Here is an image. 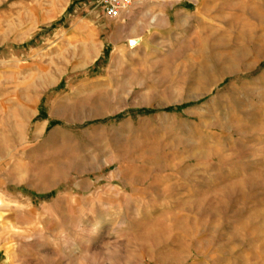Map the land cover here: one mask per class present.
<instances>
[{
    "label": "rangeland",
    "instance_id": "rangeland-1",
    "mask_svg": "<svg viewBox=\"0 0 264 264\" xmlns=\"http://www.w3.org/2000/svg\"><path fill=\"white\" fill-rule=\"evenodd\" d=\"M0 264H264V0H0Z\"/></svg>",
    "mask_w": 264,
    "mask_h": 264
},
{
    "label": "built area",
    "instance_id": "built-area-1",
    "mask_svg": "<svg viewBox=\"0 0 264 264\" xmlns=\"http://www.w3.org/2000/svg\"><path fill=\"white\" fill-rule=\"evenodd\" d=\"M142 0H100L103 13L109 18H118L121 12L133 2Z\"/></svg>",
    "mask_w": 264,
    "mask_h": 264
},
{
    "label": "crops",
    "instance_id": "crops-1",
    "mask_svg": "<svg viewBox=\"0 0 264 264\" xmlns=\"http://www.w3.org/2000/svg\"><path fill=\"white\" fill-rule=\"evenodd\" d=\"M142 1H144V0H142ZM142 1H141V2H142ZM148 1H150V0H148Z\"/></svg>",
    "mask_w": 264,
    "mask_h": 264
},
{
    "label": "bare ground",
    "instance_id": "bare-ground-1",
    "mask_svg": "<svg viewBox=\"0 0 264 264\" xmlns=\"http://www.w3.org/2000/svg\"><path fill=\"white\" fill-rule=\"evenodd\" d=\"M234 66V65H233Z\"/></svg>",
    "mask_w": 264,
    "mask_h": 264
}]
</instances>
